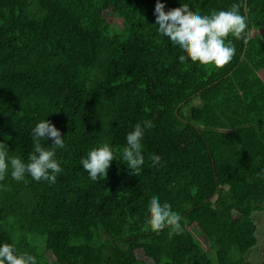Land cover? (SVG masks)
Here are the masks:
<instances>
[{"label":"trees","instance_id":"1","mask_svg":"<svg viewBox=\"0 0 264 264\" xmlns=\"http://www.w3.org/2000/svg\"><path fill=\"white\" fill-rule=\"evenodd\" d=\"M161 2L200 14L238 4L247 27L227 37L232 59L179 65L156 33V0H0V142L26 161L46 118L65 145L54 184L0 181V242L36 264H264V247L249 259L264 214V0ZM145 120L136 175L121 152ZM103 143L115 159L93 181L79 161ZM154 196L181 232L145 228Z\"/></svg>","mask_w":264,"mask_h":264},{"label":"clouds","instance_id":"2","mask_svg":"<svg viewBox=\"0 0 264 264\" xmlns=\"http://www.w3.org/2000/svg\"><path fill=\"white\" fill-rule=\"evenodd\" d=\"M161 0H156L153 9L156 33L178 48L181 55L177 63L187 68L190 63L200 66L220 68L228 63L235 52L231 34L239 38L247 27L246 18L240 13L239 5L233 4L228 10H214L208 14L193 12L188 4L165 11ZM150 121L136 124L125 134V146L121 152L122 160L130 172L138 175L144 164L141 152V141L144 130L151 128ZM32 150L27 160L9 154L7 144L0 142V181L6 174L12 180L27 183L26 177L33 181H46L54 184L57 174L62 172L60 162L56 159L55 149L64 148L61 133L51 122L41 119L31 128ZM51 140V146H42L41 141ZM115 159L114 150L108 143L93 147L81 157L79 163L87 172L89 179L96 181L105 177L110 163ZM159 157H152V164L156 165ZM145 228L159 231L170 228V234L182 231L180 215L167 202H161L158 197H152L146 205ZM0 264H36L34 256L19 253L10 243L0 242Z\"/></svg>","mask_w":264,"mask_h":264},{"label":"rangeland","instance_id":"3","mask_svg":"<svg viewBox=\"0 0 264 264\" xmlns=\"http://www.w3.org/2000/svg\"><path fill=\"white\" fill-rule=\"evenodd\" d=\"M261 78L264 80V73L261 74ZM254 219H255L256 226H257V233L259 234V237H258L256 245L254 246L255 249L251 250V252H250L249 259L251 261L257 262V261H259L258 260L259 256H260L261 251L264 247V214L261 212H258L257 214L254 215ZM200 242H201L203 249L207 250L208 247L206 246L204 241L201 240ZM136 255L142 261L146 260V258L144 257L141 250H138L136 252Z\"/></svg>","mask_w":264,"mask_h":264},{"label":"water","instance_id":"4","mask_svg":"<svg viewBox=\"0 0 264 264\" xmlns=\"http://www.w3.org/2000/svg\"><path fill=\"white\" fill-rule=\"evenodd\" d=\"M245 8H246V2L244 1V10H245Z\"/></svg>","mask_w":264,"mask_h":264},{"label":"bare ground","instance_id":"5","mask_svg":"<svg viewBox=\"0 0 264 264\" xmlns=\"http://www.w3.org/2000/svg\"><path fill=\"white\" fill-rule=\"evenodd\" d=\"M188 108V107H187Z\"/></svg>","mask_w":264,"mask_h":264}]
</instances>
